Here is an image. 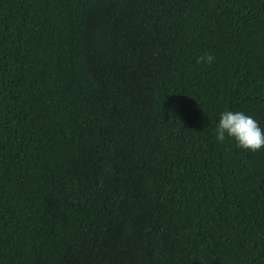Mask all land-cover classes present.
<instances>
[{"label": "trees", "instance_id": "obj_1", "mask_svg": "<svg viewBox=\"0 0 264 264\" xmlns=\"http://www.w3.org/2000/svg\"><path fill=\"white\" fill-rule=\"evenodd\" d=\"M224 111L264 130V0H0V264H264Z\"/></svg>", "mask_w": 264, "mask_h": 264}, {"label": "clouds", "instance_id": "obj_2", "mask_svg": "<svg viewBox=\"0 0 264 264\" xmlns=\"http://www.w3.org/2000/svg\"><path fill=\"white\" fill-rule=\"evenodd\" d=\"M213 60L212 55L205 54L197 59V63H211ZM215 133L217 141L223 142L227 136L242 149L255 152L264 148V130H261L255 119L243 112H222Z\"/></svg>", "mask_w": 264, "mask_h": 264}]
</instances>
